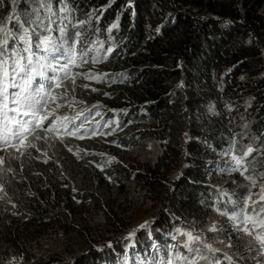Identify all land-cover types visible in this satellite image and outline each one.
<instances>
[{
	"label": "trees",
	"instance_id": "1",
	"mask_svg": "<svg viewBox=\"0 0 264 264\" xmlns=\"http://www.w3.org/2000/svg\"><path fill=\"white\" fill-rule=\"evenodd\" d=\"M50 4L51 15L41 9L44 27L36 30L51 35L60 51L34 48L29 70L53 69L54 56H71L79 48L66 64L69 78L56 87L46 110L55 117L82 106L89 120L73 119L69 125L79 128L65 133L63 125L46 130L62 120L48 122L30 141L47 135L52 144L0 175V264H149L166 257L190 264L204 252L196 242L191 247L199 253L189 252L178 235L221 212L227 213L224 235L232 253L214 259L216 264H230L227 257L231 264H264V249L250 244L252 237L230 219L241 212L264 219V202L253 201L264 189V0ZM14 7L24 19L36 5L0 0V22H7ZM152 140L162 148L153 163L143 164V171L124 163L126 155ZM112 154L123 156L122 162ZM78 177L87 179L85 187ZM123 181L134 183L155 206L158 231L121 243L129 224L116 228L118 238L110 245H117V252L111 253L105 251L110 245L88 242L89 227L76 225L85 211H104L103 204L117 216L128 213L126 202L110 203V192H125ZM103 218L110 222L107 214ZM249 228L264 232L257 225ZM69 234L87 244L76 251L52 246V240ZM150 242L156 247L145 249Z\"/></svg>",
	"mask_w": 264,
	"mask_h": 264
},
{
	"label": "rangeland",
	"instance_id": "2",
	"mask_svg": "<svg viewBox=\"0 0 264 264\" xmlns=\"http://www.w3.org/2000/svg\"><path fill=\"white\" fill-rule=\"evenodd\" d=\"M55 63L54 60L51 61V64ZM67 66V65H66ZM62 68V67H61ZM66 68H62V71L65 72ZM70 70H66V77L64 79H60L57 84H55V88L52 91V97L56 98V87L63 84V82L69 78L70 76ZM16 83H18L21 86L20 77H15ZM12 89V88H11ZM20 88L12 89L13 92H16ZM184 96H187L188 93L186 91L183 92ZM238 108V107H237ZM240 109V108H238ZM250 109V108H249ZM70 110H74L73 113H71ZM70 110L64 111L61 114L55 115H49L47 116V119H58L61 122L57 123L55 126L57 130L60 129V126L63 125V132L65 133V128L68 127L69 122L72 121L77 113H83L86 108L82 106H75L71 107ZM69 114H72L71 117H69ZM65 117L67 119H65ZM245 120L244 123H246V117H243ZM78 129V128H77ZM33 138V137H32ZM32 138L30 140H32ZM28 140V142L31 143V141ZM51 136H44L42 137L38 143H32L35 144V148H21L20 151H16V148H10L3 150L0 148V159H2V163H0V175L9 173L13 169L19 167L26 159H28L30 156H32L34 153H37L39 151H44V149L48 148L52 142H50ZM39 149V151H37ZM162 148L160 144L157 142V140H152L147 142L144 147H139L138 149L134 150L132 154H128L125 156L126 161L124 162L128 167H131V164H135L137 169L140 171H143L144 168H142V165L145 163H153L157 157L161 154ZM113 159L121 161L123 156H118L116 154H112ZM87 179L84 178H77V184L80 186V188L85 187V184L82 181H85ZM125 185V192L122 193L120 190L110 192V203L116 206L118 203L124 201L127 203L125 206L126 209L129 210L128 213H126L123 216V213H119L121 216H117L110 206H107L106 204H103L104 211H97L93 210L85 211L87 214L83 215L79 221L77 228L79 230L85 229L86 227H89L90 229H87L88 233V242H93L94 245L97 247H100L99 245H110L114 240L118 238L119 229L124 228L126 224L128 225V233L124 236H130L132 233H135L137 235H134L131 238L132 240L135 239H141L146 240L147 238H152V233L154 231H158L157 229V221L158 218L156 214V208L153 204H151L148 200H146L145 194L142 193L140 190H138L137 186L133 184H129L126 181H123ZM250 186L253 187V184H250ZM261 193V190L259 191ZM144 195V197H142ZM260 194L254 196V203L257 202H264L260 200ZM133 203L127 202L125 200L132 199ZM90 212V213H89ZM107 214L110 219L108 223L104 220V215ZM199 223V222H198ZM111 224L115 227H112ZM141 225H146L145 228H141ZM195 225V224H193ZM215 226L216 231H212V227ZM249 226V225H248ZM260 230L264 229L257 224ZM119 228V229H116ZM78 232V231H77ZM191 232L194 237H198L199 239L195 241L200 245L201 252H204L200 255V257L195 258L191 257L192 260H197L198 264H216L214 259L223 260L224 257L231 255L232 252H229L231 250V244L228 240V238L224 235V220L221 214L219 213H211L207 217L204 218V220L199 223L194 228H190L187 230L181 231V233ZM79 233V232H78ZM181 233L178 235L181 242L187 243V236L181 235ZM141 236V237H140ZM129 237V238H130ZM123 239V238H122ZM77 236L74 235H66L65 237H60L57 240H52L51 244L53 247H57L59 245L66 246L72 251L79 250V248H83L87 243L79 244L77 243ZM86 240V242H87ZM193 242V243H195ZM121 243H125L122 241ZM205 244H211L214 249H217L216 252H210L207 248L204 247ZM117 245H110L108 246L105 251L109 249L111 253H116L117 250L115 249ZM156 247L154 242H150L145 245V249H152ZM104 250V249H102ZM203 257H207L208 259H204ZM177 259H181L177 258ZM183 260V259H182ZM149 263L152 262V259L148 260ZM184 262V260H183Z\"/></svg>",
	"mask_w": 264,
	"mask_h": 264
},
{
	"label": "snow or ice",
	"instance_id": "3",
	"mask_svg": "<svg viewBox=\"0 0 264 264\" xmlns=\"http://www.w3.org/2000/svg\"><path fill=\"white\" fill-rule=\"evenodd\" d=\"M12 2L14 5L16 4V0H12ZM33 3L36 7L30 13H27L24 19H21V16L16 13L14 7L12 15L7 17V22H0V105L9 107V100H11V103L15 105V107H9V111L16 113V116L12 117V119L16 121V127L13 129L7 128L9 116L7 112L3 113V120L0 122L5 126L4 131L6 135L0 137V140H2L4 145L12 143L16 151H20L21 148L36 147L35 144L28 142L29 126H39L47 119L45 115H40L37 109L41 102H46L44 98L48 97L49 93L46 91L45 85L41 83L36 89L35 95H33L29 92V88L33 84V78L28 76V79L24 82V86L21 87L16 83L15 77L28 74L29 68L36 56V52L33 50L34 48L49 53L60 51V47L57 46L51 35H41L36 30L37 28L44 27L42 18L39 15L40 10L44 9L51 15L50 0H33ZM13 22L15 26H9ZM116 26L117 25L114 24L112 27L115 28ZM45 31L50 33L52 29L45 28ZM33 36L36 37L35 42L32 39ZM9 41H12L11 48H9ZM54 70L55 69H53V71ZM32 71L35 72L36 70L32 69ZM38 75L43 79H47L43 71L39 72ZM9 88H20L21 90L13 94L9 92ZM51 99L54 101L56 98L51 97ZM21 115L24 117L32 116L34 119L21 120L19 119ZM65 119L67 118L65 117ZM54 129L55 125H52V127L46 130L51 132ZM70 134L76 135V132L73 131ZM37 139H40V137H37ZM37 151H39V149H37ZM69 151H71V149H69ZM252 151L251 148L248 149V153ZM2 162V159H0V163ZM241 163L242 161L240 159H236L237 166H240ZM2 190L3 189L0 188V191ZM259 198L261 201H264V189H261ZM248 200H251V195H249ZM260 213H264V207H261ZM226 214L227 213L221 212V215ZM230 219L234 222L239 221V223L236 224L237 231L243 232L248 237H252V240L249 241L250 244L254 241L259 244L261 249H264V232H256L254 234L248 227V225L251 224L253 228H255V226L259 224L261 228H264V219H260L258 216H245L243 212L231 216ZM140 227L145 228L146 225H141ZM211 230L216 231L215 226H213ZM177 231L179 232L180 230L177 229ZM131 235L134 236L135 233ZM181 235L187 236L188 243L185 244V247L188 248L189 252L199 253V249H193L191 247V244L199 238L194 237L191 232L181 233ZM173 239H175V237H173ZM204 247L210 252L217 251L211 244H205ZM203 258L208 259L207 257ZM227 259L231 264V257H227ZM190 264H198V262L197 260H192Z\"/></svg>",
	"mask_w": 264,
	"mask_h": 264
},
{
	"label": "bare ground",
	"instance_id": "4",
	"mask_svg": "<svg viewBox=\"0 0 264 264\" xmlns=\"http://www.w3.org/2000/svg\"><path fill=\"white\" fill-rule=\"evenodd\" d=\"M78 49L79 48H75V49H73L72 51H71V56H66V57H64L63 58V60L62 61H59V59H61V57H63L65 54L64 53H60L57 57H56V60L58 61L54 66H53V69H55L54 71H53V69H51V65L46 69V70H44L43 72H44V74H45V76L50 72V71H52L51 72V74L47 77V79H43V78H41L40 79V81H41V83H44V84H47L48 82H50L52 79H53V77L54 76H56L57 75V68L58 67H62V68H66V64H67V62H69V61H71V60H73V59H75L77 56H78ZM74 120L76 121V122H87L88 120H89V116L86 114V113H77L76 114V116H75V118H74ZM14 143V142H13ZM111 226L112 227H114L112 224H111ZM115 228V227H114ZM128 236H126V237H124V241H127L128 240Z\"/></svg>",
	"mask_w": 264,
	"mask_h": 264
},
{
	"label": "clouds",
	"instance_id": "5",
	"mask_svg": "<svg viewBox=\"0 0 264 264\" xmlns=\"http://www.w3.org/2000/svg\"><path fill=\"white\" fill-rule=\"evenodd\" d=\"M51 101H52V99H51V97H50V98L48 99V102H47L46 106L44 107L45 110H46L47 105H48ZM48 114H49V113H47V111H45V114H44V115H45L46 117L49 116ZM52 121L54 122V118H52ZM115 126H116V127L119 126V122H118L117 120L115 121Z\"/></svg>",
	"mask_w": 264,
	"mask_h": 264
},
{
	"label": "water",
	"instance_id": "6",
	"mask_svg": "<svg viewBox=\"0 0 264 264\" xmlns=\"http://www.w3.org/2000/svg\"><path fill=\"white\" fill-rule=\"evenodd\" d=\"M62 59H63V58H61V59H59V60H62ZM129 237H130V236H129ZM132 237H133V236H132ZM132 237H131V238H132ZM131 238H128V240H130ZM128 240H127V241H128ZM122 241H124V237H123ZM127 241H124V242H127Z\"/></svg>",
	"mask_w": 264,
	"mask_h": 264
}]
</instances>
